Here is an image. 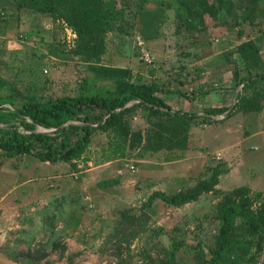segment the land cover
Instances as JSON below:
<instances>
[{"label": "rangeland", "instance_id": "obj_1", "mask_svg": "<svg viewBox=\"0 0 264 264\" xmlns=\"http://www.w3.org/2000/svg\"><path fill=\"white\" fill-rule=\"evenodd\" d=\"M103 2L106 29L85 47L61 18L27 10L21 23L12 5L0 10V74L16 102L113 93L115 83L89 69L99 64L159 85L173 111L195 118L177 122L132 103L109 132L97 129L104 111L86 112L96 130L72 163L0 153V264H202L225 206L264 211V82L244 91L233 75L235 66L242 77L264 73V0ZM216 93L228 111L214 115ZM55 136L76 147L84 132ZM215 173L218 185L196 201L147 205L156 193L194 192ZM242 237L241 264H264V236L233 234ZM49 238L67 252L25 258Z\"/></svg>", "mask_w": 264, "mask_h": 264}, {"label": "trees", "instance_id": "obj_2", "mask_svg": "<svg viewBox=\"0 0 264 264\" xmlns=\"http://www.w3.org/2000/svg\"><path fill=\"white\" fill-rule=\"evenodd\" d=\"M17 10H33L50 15L53 21L63 19L79 36L82 46L87 45L88 38L98 32H104L107 10L103 0H11ZM254 52L258 56L256 48ZM90 71L98 79L113 81L115 90L108 94L82 95L79 97H61L47 102H16L15 95L20 93L16 88H9V82L0 74V89H8L10 94L0 95V153L6 158L16 156H32L41 162H67L72 163L80 159L85 153L93 132L96 130L88 111H104L98 120V128L104 131H113L118 128L127 107L134 105L144 106L158 115H169L177 122H192L195 117L180 111H173L171 106L160 96L162 87L157 84L146 85L135 81L130 69L117 68L99 64L89 66ZM234 78L244 87V91L255 88L264 82V73L242 77L238 66L234 67ZM17 95V96H18ZM246 100H244L245 104ZM10 105V107L6 106ZM225 108L210 109V114L227 112ZM40 129L44 131H40ZM52 131V132H49ZM69 131H83V139L78 146L58 144L54 135L65 134ZM219 173L204 182L194 192L177 194L168 197L156 193L147 205H151L158 198L170 206H181L196 201L207 191L213 190L219 183ZM146 205V206H147ZM131 219L130 215L124 216ZM222 226L218 236L217 248L211 257L200 251L202 264H241L244 240L236 241L233 234L236 230L244 235L259 234L264 236V211L260 214L250 209L245 203H232L222 211ZM46 242L36 244L25 255L27 260L40 262L47 260L52 252L59 250L62 255L67 252V246ZM183 243L175 244L172 253L176 259L177 253L182 249Z\"/></svg>", "mask_w": 264, "mask_h": 264}, {"label": "crops", "instance_id": "obj_3", "mask_svg": "<svg viewBox=\"0 0 264 264\" xmlns=\"http://www.w3.org/2000/svg\"><path fill=\"white\" fill-rule=\"evenodd\" d=\"M6 5H12L10 7V9H11L10 10V14H13L15 16H19L20 19H21V23H24V15H26V12H28V11L27 10H20V11L17 10L16 9V5L11 0H0V10L1 9H4V6H6ZM218 96H220V93H218V94L216 93L215 95H213L210 98V101L209 102H211L213 105L215 104L216 101L217 102H220V103H218V106H216V107L214 106V108H223V107H225V100L223 99V97L217 98ZM4 197L2 198V200H4Z\"/></svg>", "mask_w": 264, "mask_h": 264}, {"label": "built area", "instance_id": "obj_4", "mask_svg": "<svg viewBox=\"0 0 264 264\" xmlns=\"http://www.w3.org/2000/svg\"><path fill=\"white\" fill-rule=\"evenodd\" d=\"M146 61L149 62V63H152V60L149 59L148 57L146 58Z\"/></svg>", "mask_w": 264, "mask_h": 264}]
</instances>
